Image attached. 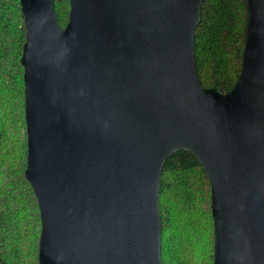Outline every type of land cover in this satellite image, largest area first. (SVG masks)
<instances>
[{
    "label": "water",
    "instance_id": "1",
    "mask_svg": "<svg viewBox=\"0 0 264 264\" xmlns=\"http://www.w3.org/2000/svg\"><path fill=\"white\" fill-rule=\"evenodd\" d=\"M203 0H20L24 178L38 264H162L164 161L189 151L210 184L213 264H264V0H245L231 90L203 87Z\"/></svg>",
    "mask_w": 264,
    "mask_h": 264
},
{
    "label": "trees",
    "instance_id": "2",
    "mask_svg": "<svg viewBox=\"0 0 264 264\" xmlns=\"http://www.w3.org/2000/svg\"><path fill=\"white\" fill-rule=\"evenodd\" d=\"M64 28L69 0H53ZM194 28V62L203 87L227 93L241 68L246 36L245 0H203ZM20 0H0V264H38L40 222L24 178L26 126L20 63L25 43ZM159 187L162 264H213L211 189L197 159L186 150L164 161ZM38 237V238H37ZM37 240V244H38Z\"/></svg>",
    "mask_w": 264,
    "mask_h": 264
},
{
    "label": "rangeland",
    "instance_id": "3",
    "mask_svg": "<svg viewBox=\"0 0 264 264\" xmlns=\"http://www.w3.org/2000/svg\"><path fill=\"white\" fill-rule=\"evenodd\" d=\"M38 238V237H37ZM38 240V239H37ZM37 240H36V242H35V244L37 245ZM211 256H212V252H211ZM209 261L210 260H208V257H207V263L206 264H209Z\"/></svg>",
    "mask_w": 264,
    "mask_h": 264
}]
</instances>
